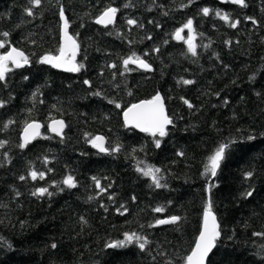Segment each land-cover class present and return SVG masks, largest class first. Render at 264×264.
Returning <instances> with one entry per match:
<instances>
[{
  "label": "trees",
  "instance_id": "1",
  "mask_svg": "<svg viewBox=\"0 0 264 264\" xmlns=\"http://www.w3.org/2000/svg\"><path fill=\"white\" fill-rule=\"evenodd\" d=\"M246 4L41 0L37 7L0 0L3 53L16 47L29 57L0 81V264H186L209 199L220 236L207 264H264V0ZM109 6L118 9L117 21L102 28L96 20ZM61 9L79 45L78 72L39 62L59 54ZM188 19L196 55L188 51V29L175 38ZM133 54L151 70H125L123 60ZM156 94L172 120L167 134L126 128L123 112ZM55 120L66 125L62 137L49 132ZM32 122L44 125L42 136L20 147ZM96 136H104L108 154L93 147ZM231 141L212 176L209 156ZM138 166L160 169L162 187ZM33 170L44 177L33 180ZM68 175L76 187L63 184ZM41 187L51 195H33ZM172 216L180 219L156 223ZM133 232L149 242L144 249L137 242L107 246Z\"/></svg>",
  "mask_w": 264,
  "mask_h": 264
},
{
  "label": "snow or ice",
  "instance_id": "2",
  "mask_svg": "<svg viewBox=\"0 0 264 264\" xmlns=\"http://www.w3.org/2000/svg\"><path fill=\"white\" fill-rule=\"evenodd\" d=\"M31 2L35 6H40L41 0H31ZM232 3L238 4L242 7H246V0H231ZM27 14L29 16L33 15V11L31 8L26 9ZM210 9L205 7L202 9V12L205 16H207L210 13ZM118 12V9L115 7H107L102 14L97 18L96 22L98 24H103L105 26L109 24H113L115 22L116 13ZM61 18L63 19V46L59 49L58 55H52V54H46L40 59V63L44 64H50L55 68H63L65 71L69 72H78L80 71V68L82 65H78L76 63V55L79 50V45L76 43V40L69 35L68 27L69 22L67 18L64 16L63 10L61 9L60 12ZM216 16L221 17L226 22L230 21V17L228 14L217 11L215 13ZM248 19H252L251 17H248ZM128 24L135 25L137 22L136 20L129 19ZM239 21L231 22L232 27H236ZM255 23V21H253ZM185 29H188L190 32H192V36H190L186 43L188 45V51L192 55H196V44L194 43L195 40V29L193 28V20L188 19L187 22L183 25V27L179 28L175 32V38L178 40L184 39L182 36V33ZM3 36L7 37L9 33L4 32L2 34ZM230 43V42H229ZM5 48V41L0 40V49ZM29 63V57L25 55L23 51L16 47H12L11 50L6 51L2 54H0V81L5 80L7 74L13 70V67L20 68L24 65H27ZM129 64H136L141 68H144L146 70H150L151 66L142 58L135 56L133 54L132 56H129L128 58L123 60V65L125 70H128ZM10 65L12 67H10ZM112 67H116L115 64L112 65ZM85 83H88V81H85ZM184 84H191L193 81L191 80H184ZM99 95V93H96ZM186 104H188V107L191 108L192 104L189 103L187 100L184 101ZM0 106H3L2 103H0ZM117 107H120L119 104H117ZM124 120L126 124L132 125L136 128H139L143 132H148L152 136H156L159 134V136H165L167 134L166 129L167 126L172 123V120L169 118L165 111L164 107V100L163 97L160 94H156L151 99L143 100L138 104H132L130 107L127 108V110L124 112ZM41 125L38 123H28L24 129V143L20 145V147L27 146L28 143L31 142V140L35 139L36 136L39 135V129ZM52 127L53 132H57L58 134H61L64 128V121H54ZM248 139H254V137L249 136ZM93 145V147L98 148L101 152H107L109 151L108 148L104 146V137L103 136H96L90 141ZM4 143L6 142H0V147H3ZM231 143H234V141L228 142V143H221L216 148L213 155L209 156L208 158V164L206 165V172H210L212 176H215L217 173V170L220 168L222 161L225 159L226 151L230 148ZM156 146H160V141H156ZM113 151H119V147L113 148ZM180 155H183L181 153ZM138 171L142 172L145 176H148L152 179L153 183L156 185V187H162L160 184V180L162 177L159 176L160 169L155 168L153 166H147L145 168H140L138 166ZM247 177H252L253 173L250 171L247 174ZM30 176L33 180L44 177L43 172H37L36 170H33L30 172ZM21 180L25 179L24 176L20 177ZM95 179V178H94ZM63 184L66 185L69 188L76 187V181L75 178L72 175H68L64 180ZM97 186L99 187V181H97ZM211 187V186H210ZM101 191H104V189H101ZM47 193L48 195H51V193L48 192L47 188H38L33 195H44ZM246 195L251 196L252 192L249 191L246 193ZM163 208H156V212H162ZM126 211V210H125ZM180 219V217L172 216L170 219H161L157 220V224H169V223H175ZM86 223V221H84ZM125 238L122 241H116L115 243H110L107 245L110 248L113 247H123L126 244H130L133 242H137L139 244V247L141 249H144L146 245L149 243L147 239L143 236H139L136 233H125ZM258 235H264V233L258 234ZM220 236V230L219 225L216 222V217L212 211V202L211 199H209L207 208L204 212V223H203V230L200 232L199 237L195 243V247L192 249L191 253L186 256L185 261L186 264H206L209 253L212 252L213 248L216 247V241ZM53 248L56 247L55 244L52 245Z\"/></svg>",
  "mask_w": 264,
  "mask_h": 264
},
{
  "label": "water",
  "instance_id": "3",
  "mask_svg": "<svg viewBox=\"0 0 264 264\" xmlns=\"http://www.w3.org/2000/svg\"><path fill=\"white\" fill-rule=\"evenodd\" d=\"M221 1L226 2V1H231V0H221ZM64 16H65V15H64ZM65 17H66V16H65ZM117 17H118V16H117V13H116L115 22H114L113 24H109V25H107V26H105V25H103V24H98L97 22H96V24H97L98 26L102 27V28H108V27H110V26H112V25H114V24L116 23V21H117ZM188 31H189V30H188ZM68 32H69V35H71V33H70V27H68ZM189 33L192 34V32H190V31H189ZM182 34H183V33H182ZM71 36H72V35H71ZM182 36H183V35H182ZM72 37H73V36H72ZM73 38H74V37H73ZM74 39H75V38H74ZM177 40H178V39H177ZM178 41H181V40H178ZM76 43H77V42H76ZM62 46H63V19L61 18V47H62ZM11 48H12V47H11ZM11 48H10L9 50H11ZM9 50H8V51H9ZM78 51H79V50H78ZM0 54H2V49H0ZM25 55H26V54H25ZM77 57H78V53H77V55H76V59H77ZM46 65H47L48 67L54 69V70L57 71V72H61V73H67V72H69V71H65L63 68H55V67H53V66L50 65V64H46ZM24 67H25V65H24L23 67L16 68V69H22V68H24ZM137 67L140 68V69H142V70H144V71H147V72H149V71L151 70V69H150V70H146V69H144V68L139 67L138 65H137ZM14 68H15V67H14ZM161 96H162V95H161ZM163 100H164V98H163ZM138 103H140V102H138ZM138 103H136V104H138ZM164 107H165V111H166V113H167V115H168L165 100H164ZM126 110H127V109H126ZM126 110H125V111H126ZM125 111H124V112H125ZM124 112H123V114H122V121H123V123H124V125H125L126 128L131 129V130H134V131H136L137 133H140V134H147V135L152 136V135H151L150 133H148V132H143V131H141L139 128H136V127H134V126H132V125L126 124V123H125V120H124ZM168 116H169V115H168ZM169 118H170V117H169ZM55 121H59V120H55ZM53 122H54V121H53ZM53 122H51V123L49 124V126H48L49 132H50L51 134H53V135L58 136V137H62L63 134H64V132H65V129H66V125H65V123H64V128H63L62 133H61V134H58L57 132H53V131H52V127H51V126L53 125ZM32 123H38V124L41 125V127H40V129H39V135L36 136L35 139L31 140V142L28 143L27 146L33 144L37 139H39V138L42 136L43 129H44V125H43L42 123H39V122H32ZM171 125H172V123H171L170 125L167 126L166 132H167L168 129L171 127ZM24 129H25V128H24ZM157 136H159V134H157L156 136H153V137H157ZM103 137H104V136H103ZM21 139H22V142L24 143V130H23V132H22ZM104 146L106 147V140H105V138H104ZM96 149H97V150L99 151V153H101V154H108V151H107V152H101L98 148H96ZM214 215H215V214H214ZM215 217H216V222H217V224L219 225V230H220V224H219L218 218H217L216 215H215ZM203 223H204V216H203V221H202L201 231L203 230ZM159 225L161 226V225H165V224H159ZM214 249H215V248H213L212 252L209 253V256H208L207 262H208L210 256L212 255ZM207 262H206V264H207Z\"/></svg>",
  "mask_w": 264,
  "mask_h": 264
},
{
  "label": "bare ground",
  "instance_id": "4",
  "mask_svg": "<svg viewBox=\"0 0 264 264\" xmlns=\"http://www.w3.org/2000/svg\"><path fill=\"white\" fill-rule=\"evenodd\" d=\"M211 257V256H210Z\"/></svg>",
  "mask_w": 264,
  "mask_h": 264
}]
</instances>
